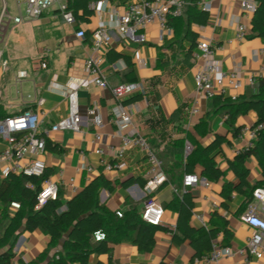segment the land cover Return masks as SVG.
Returning a JSON list of instances; mask_svg holds the SVG:
<instances>
[{
    "label": "crops",
    "instance_id": "1",
    "mask_svg": "<svg viewBox=\"0 0 264 264\" xmlns=\"http://www.w3.org/2000/svg\"><path fill=\"white\" fill-rule=\"evenodd\" d=\"M107 1L124 11L129 3L136 0ZM187 1L183 17L173 20L172 36L162 37L156 24L130 30L126 36L115 32L102 64L111 84L132 81L146 84L147 93L142 94V99L124 103L136 93L122 102L132 111L133 121V125L124 131L136 128L148 140L161 163L159 166L150 161L147 152L139 147L127 151L124 158L127 165L123 169L107 170L102 163V160L115 162L122 143L112 115V108L118 100L109 88L87 81L89 74L85 64L93 52V32L99 22L109 16L107 11L94 8V13L88 19L75 17V23L69 24L59 10V3H56L39 18L20 24L10 22L4 38L0 40L3 59L8 60L6 69L0 67V105L8 116L28 109L39 113V130L46 135L47 143L51 145H46V150L38 157L47 164L48 178L60 184L62 199H72L85 185L104 175L111 181L112 188H102L98 198L110 210H127L136 206L142 213L150 202H156L164 208L160 225L168 230L156 232V243L151 251H140L132 241L124 240L112 244L111 254H90L89 264H210L195 256V249L189 239L181 242L174 239L173 232L177 230L180 217L178 208L185 193L193 197L192 227L211 231L222 226L221 219L226 220L233 235L229 244L223 245L225 233L222 227L212 241V245L217 240L221 246L231 249V254L221 259L222 264H248V260L249 264H259L238 253L253 232L252 227L241 219L245 211V196L234 190L231 197L227 198L223 191L229 184L239 182L229 168V160L237 156L234 154L235 149L246 144L239 137L240 131L235 134L233 126L227 121V105L230 104L227 99L234 94L251 95L257 92L256 83L251 84L249 79L252 76H256L257 80L264 77V38L252 35L254 13L246 14L239 0H197L200 7L203 2L210 5L207 10L209 18L207 24L193 22L190 26L191 31L197 34V45L192 54L186 55L183 49L189 47L192 37L188 35L190 1ZM7 7L9 10L8 3ZM18 12L17 6L14 15ZM240 22L246 23L249 29L243 40L237 38ZM79 30L85 31V37H78ZM204 37L212 40L215 50L213 58L220 61L225 70H237L242 81L239 90L226 86L224 97L217 102L212 100L213 97L207 98L199 92L195 83V74L202 64L197 55L198 42ZM44 60L48 62L47 68L40 65ZM173 66H176L175 72L172 71ZM19 70L28 73L20 81L17 79ZM228 80L225 79L226 82ZM67 87L78 88L80 112L84 118L79 132L51 130L56 122L69 113L65 96ZM94 106L98 107L103 120V126L98 129L88 115L89 108ZM151 107L154 112L162 114L164 121L159 119L158 114L151 112ZM193 107H197L199 112L191 113ZM209 112L212 114L206 121ZM257 120V113L251 110L239 115L235 125L241 128L252 126ZM97 131L102 134V140L96 138ZM218 136L224 141L212 157H215L225 175L214 181L202 175L203 168L199 162H188L185 145L190 142L193 149L196 146H208ZM185 138L184 144L176 145L178 140L180 144L181 139ZM55 145L56 148H53ZM5 147L6 142L0 138V152ZM98 148L103 149V155L96 152ZM187 163L192 166L194 173L209 181L210 185L200 183L195 187L184 188L182 180ZM246 164L252 184L264 179L263 170L254 155L248 158ZM8 165V161H0V183L5 179L3 170ZM158 172L167 176L166 182L154 192L147 193L146 184ZM73 185H76V190ZM49 244L50 236L43 231L22 229L13 249L15 256L12 264L38 260ZM60 249H52L37 264H45ZM4 250L6 248L0 249V252Z\"/></svg>",
    "mask_w": 264,
    "mask_h": 264
},
{
    "label": "built area",
    "instance_id": "2",
    "mask_svg": "<svg viewBox=\"0 0 264 264\" xmlns=\"http://www.w3.org/2000/svg\"><path fill=\"white\" fill-rule=\"evenodd\" d=\"M4 1V8L0 15V40L4 38L6 28L10 22L20 24L39 18L43 13L59 3L65 21L69 24L75 23V16L72 11L67 8L68 0H17L18 14L12 15ZM242 10L246 14L254 13L257 8L255 0H239ZM187 0H136L128 4L124 11H120L117 7L112 6L107 0H99L97 4L92 5L98 11H107L109 16L99 22L97 28L93 32L92 54L86 60V71L89 74L87 81L96 85L109 88L118 103L112 108V115L115 124L120 132L122 143L118 149L115 162L102 160L107 170L123 169L127 163L125 155L127 151L139 147L147 152V155L153 163L161 165L155 152L152 150L148 140L141 135L136 128L124 131L127 127L133 125L132 111L122 102L125 98L134 94H146L147 87L143 81L120 82L111 84L108 80L107 73L103 71L102 64L105 62V53L111 46L114 33L118 32L122 36H126L130 30L144 29L149 25L156 24L159 26L162 37L172 36L173 27L169 23L170 16L183 15ZM202 8L210 9V5L203 2ZM248 25L240 22L237 27V38L243 40L248 34ZM78 37H85V31L79 30ZM214 46L210 38H202L198 42V58L202 64L195 74V83L197 90L203 93L207 98H212L217 94H224L226 86H232L235 90L242 87V81L237 70L227 71L223 68L220 61L213 58ZM42 68L48 67L47 61L41 62ZM0 67L6 69L8 60L3 59V50L0 48ZM26 70L17 72V79L20 81L27 77ZM228 78V82L225 79ZM250 83L255 84L257 77H250ZM65 96L69 103V113L66 117L56 122L51 130L63 131L73 130L79 132L84 124V118L80 112L79 94L77 87H67ZM237 94L231 96L236 99ZM199 112L197 107L191 109V113ZM90 120L96 129L103 126V120L99 114L97 106L88 110ZM40 116L33 110H25L16 115H10L0 118V138L6 142V147L0 152V161L9 162L7 168L3 170L6 177L10 172L23 173L29 176L42 177L46 173L47 164L38 157L46 150L47 137L39 130ZM264 130V121H258L252 126H244L241 128L239 137L246 141V144L234 150L235 155L243 154L249 151ZM95 136L98 140H102V134L96 132ZM193 145L187 142L185 145V154L192 152ZM96 152L103 155L104 151L98 148ZM167 180V176L163 172L155 174L146 184L147 193H152L158 189ZM203 183L207 186L210 182L202 179L199 174L191 172L186 173L183 177V187H195ZM76 190V185H73ZM60 193V184L50 178H46L42 184V189L38 194V204L36 208H40L50 199H57ZM12 207L20 208L19 202H12ZM119 216H122V210H118ZM164 215V208L156 203H148L142 211V217L149 223L161 224ZM241 219L252 227L253 232L249 237L247 244L238 250V253L246 256L250 260H255L259 264H264V187H257L253 193V200L248 204L247 208L241 215ZM97 240L105 238L103 233H96ZM231 254L229 247L221 246L220 242L215 240L212 245V251L209 254L198 257L205 263L222 264L221 259ZM249 264V260H248Z\"/></svg>",
    "mask_w": 264,
    "mask_h": 264
},
{
    "label": "trees",
    "instance_id": "3",
    "mask_svg": "<svg viewBox=\"0 0 264 264\" xmlns=\"http://www.w3.org/2000/svg\"><path fill=\"white\" fill-rule=\"evenodd\" d=\"M94 1L97 0H68L67 8L73 12L76 18L86 20L95 11L91 6ZM189 1L188 35L192 37L189 47L183 49L186 55L192 54L197 45V34L191 31L190 26L193 22L207 24L209 18V12L200 7L197 0ZM255 1L257 8L252 18V35L264 38V0ZM183 15L170 16L169 23L172 25L173 20L183 17ZM172 71H176V66L172 67ZM256 85L258 90L255 94L239 95L236 99L231 97L227 99L230 103L227 105V121L233 126L235 134L241 130L240 126L235 125L237 117L241 114L254 110L258 115L257 122L264 121V77L258 78ZM223 97L224 95L217 94L212 100L217 102ZM142 98V94H137L127 98L124 103H132ZM150 110L153 114H158L161 121H164L159 111L154 112L152 107ZM211 114L209 112L206 115V121ZM6 116L8 115L0 105V118ZM185 140L186 138L181 139L180 144L178 140L176 145L184 144ZM223 141L224 139L218 136L208 146H196L188 155V162H199L203 168L202 175L209 180L218 181L225 175V171L219 168L215 157H212V154L221 147ZM49 145H51L50 142L47 143V147ZM53 148H56V145ZM251 155L256 157L264 175V130L249 151L229 160V168L237 176L239 182L233 185L229 184L223 194L227 198L231 197L234 190L243 194L245 196L244 209L252 202L254 190L257 187H264V179L253 184L249 180L250 170L246 163ZM191 172H194V169L187 163L186 173ZM46 178H48L47 171L42 177L10 172L0 183V228H2L0 247L8 245L6 250L0 252V264H12V259L15 256L13 249L22 229L30 232L39 229L50 236L49 247L38 260L22 264H37L44 260L48 252L52 249H59V247L61 249L57 250L50 260L45 261V264H89L90 254L94 252L111 254L112 244L124 240L132 241L140 251L149 252L156 243V232L162 229L168 230L160 224H152L144 220L136 206L122 210V216H119L118 211H112L106 205L101 204L98 198L99 191L102 188H112L111 181L104 175L98 176L85 185L68 201L62 199L60 192L57 199H50L40 208H36L38 194ZM12 202H19L20 208L13 210ZM64 206L66 208L62 210ZM192 208V195L183 194L178 208L180 217L177 230L173 232L174 239L178 242L189 239L195 249V256L202 257L212 251V241L222 227L225 233L223 245H228L233 235L227 227L226 220L221 219L222 226L215 230L194 228L190 224ZM97 232L103 233L105 238L97 240Z\"/></svg>",
    "mask_w": 264,
    "mask_h": 264
},
{
    "label": "rangeland",
    "instance_id": "4",
    "mask_svg": "<svg viewBox=\"0 0 264 264\" xmlns=\"http://www.w3.org/2000/svg\"><path fill=\"white\" fill-rule=\"evenodd\" d=\"M8 5H9V11L11 12V14H15L16 11H17V3H16V0H6ZM22 1V6L23 8L25 7V4H24V0H21ZM58 6V5H56ZM3 8H4V1L3 0H0V15L3 11ZM193 150V149H192ZM2 233V228H0V234ZM8 245L6 246H3V247H0V249H3V248H8L7 247Z\"/></svg>",
    "mask_w": 264,
    "mask_h": 264
}]
</instances>
